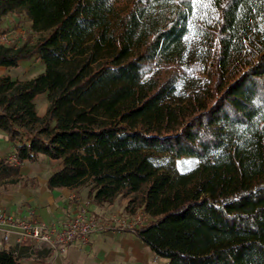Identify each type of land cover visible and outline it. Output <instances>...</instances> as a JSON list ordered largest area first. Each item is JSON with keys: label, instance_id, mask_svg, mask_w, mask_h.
Here are the masks:
<instances>
[{"label": "trees", "instance_id": "16d2710c", "mask_svg": "<svg viewBox=\"0 0 264 264\" xmlns=\"http://www.w3.org/2000/svg\"><path fill=\"white\" fill-rule=\"evenodd\" d=\"M17 12L42 36L0 46V66L45 70L0 75L19 161L0 158V182L60 160L50 189L127 198L167 264H264V0H0V32ZM16 247L0 264H19Z\"/></svg>", "mask_w": 264, "mask_h": 264}, {"label": "rangeland", "instance_id": "374dc122", "mask_svg": "<svg viewBox=\"0 0 264 264\" xmlns=\"http://www.w3.org/2000/svg\"><path fill=\"white\" fill-rule=\"evenodd\" d=\"M2 27L7 32L13 33L12 41L8 46L15 45L18 47L26 42L31 45L42 36L41 33H36L31 29L30 21L24 12L9 14ZM44 70L45 63L41 59L33 57L28 60H21V64L17 67L0 68V75L8 73L15 78L30 79ZM35 103L37 110L41 112L42 108L48 104V92L37 95ZM3 133L7 137L6 132L3 131ZM6 139V143L2 141V145L12 144L8 137ZM60 166V160L49 159L45 156H41L40 160L36 162L26 161L16 182L6 180L0 182V194L12 196L16 201H24L27 195L36 194L45 189L48 177ZM72 198L74 207H77L76 212L81 204L88 202L90 213L102 221H113L116 217L131 218L138 212H142V210H137L133 214H128L124 208L127 198L123 196H118L112 202L97 203L94 201L88 186L82 187L77 194H72ZM98 233L95 236L91 235L89 241L83 243V251L87 252L86 257L90 264H166L168 262L167 258L157 256L138 239L134 232L115 230ZM92 236H94V243H91Z\"/></svg>", "mask_w": 264, "mask_h": 264}, {"label": "built area", "instance_id": "2783aa9c", "mask_svg": "<svg viewBox=\"0 0 264 264\" xmlns=\"http://www.w3.org/2000/svg\"><path fill=\"white\" fill-rule=\"evenodd\" d=\"M13 33L0 32V46H8ZM8 161L19 164L15 154ZM149 220L148 214L138 212L131 218L116 217L113 221H102L94 217L89 210V203L81 204L78 211L63 223H50L29 210L25 215H17L5 208H0V250L10 251L15 245L28 247L33 251L32 258L42 246L49 249L53 256L66 252L75 243H87L94 233L100 231L127 230L135 232Z\"/></svg>", "mask_w": 264, "mask_h": 264}, {"label": "crops", "instance_id": "0c3cea01", "mask_svg": "<svg viewBox=\"0 0 264 264\" xmlns=\"http://www.w3.org/2000/svg\"><path fill=\"white\" fill-rule=\"evenodd\" d=\"M20 64L21 61L19 62ZM3 67L6 66H0V68ZM47 106L48 104L42 108L41 112L37 110L38 114L44 115ZM6 138L5 133L0 129V158H9L13 154L14 146L11 143L2 145V141L6 143ZM23 167L24 163L21 165V170ZM47 186L45 185V189L38 191L36 194L27 195L24 201H16L12 196L0 194V208H6L19 216L25 215L29 210L33 209L39 218L47 222L60 224L67 221L77 210V207H74L72 202V194H77L82 187L79 189L69 187L49 189ZM95 234L99 233L97 232L93 235L95 236ZM94 236L91 238V243H94ZM83 246V243L75 242L67 248L65 253L56 257L50 253L47 247L42 246L37 251H34V253H37V257L34 258L31 257L33 251L28 247L15 245L13 248L16 247L17 253L20 255L19 264H90L86 257L87 252L83 251Z\"/></svg>", "mask_w": 264, "mask_h": 264}]
</instances>
